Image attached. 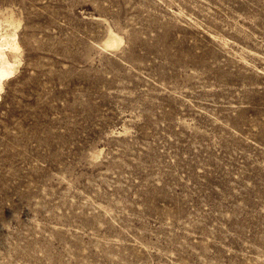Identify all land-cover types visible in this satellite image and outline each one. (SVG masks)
Listing matches in <instances>:
<instances>
[{"label":"rangeland","instance_id":"rangeland-1","mask_svg":"<svg viewBox=\"0 0 264 264\" xmlns=\"http://www.w3.org/2000/svg\"><path fill=\"white\" fill-rule=\"evenodd\" d=\"M0 21V264H264V0H0Z\"/></svg>","mask_w":264,"mask_h":264},{"label":"bare ground","instance_id":"bare-ground-1","mask_svg":"<svg viewBox=\"0 0 264 264\" xmlns=\"http://www.w3.org/2000/svg\"><path fill=\"white\" fill-rule=\"evenodd\" d=\"M6 26L12 29L4 28V22L0 21V94L4 90L5 81L14 75L17 64H19V59H12L8 53L9 50L11 53H15L14 56L17 57L16 53L20 49L17 31L13 30L16 26L12 21ZM124 42V37L111 29L105 45L106 47L116 48Z\"/></svg>","mask_w":264,"mask_h":264}]
</instances>
